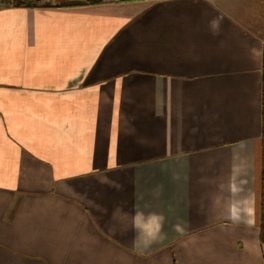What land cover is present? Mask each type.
<instances>
[{"label":"crops","instance_id":"obj_1","mask_svg":"<svg viewBox=\"0 0 264 264\" xmlns=\"http://www.w3.org/2000/svg\"><path fill=\"white\" fill-rule=\"evenodd\" d=\"M0 0V264H264V0Z\"/></svg>","mask_w":264,"mask_h":264},{"label":"trees","instance_id":"obj_2","mask_svg":"<svg viewBox=\"0 0 264 264\" xmlns=\"http://www.w3.org/2000/svg\"><path fill=\"white\" fill-rule=\"evenodd\" d=\"M17 5L27 4L25 0H14ZM262 116H263V132H262V145H263V168L261 174L262 190H261V212H260V241L264 244V53H263V82H262Z\"/></svg>","mask_w":264,"mask_h":264}]
</instances>
